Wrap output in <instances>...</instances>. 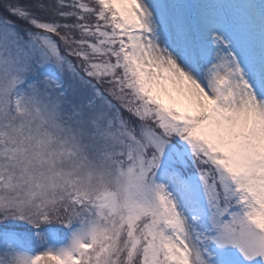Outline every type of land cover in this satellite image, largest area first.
I'll use <instances>...</instances> for the list:
<instances>
[{
  "label": "snow or ice",
  "instance_id": "6c2138e0",
  "mask_svg": "<svg viewBox=\"0 0 264 264\" xmlns=\"http://www.w3.org/2000/svg\"><path fill=\"white\" fill-rule=\"evenodd\" d=\"M0 264H264V0H0Z\"/></svg>",
  "mask_w": 264,
  "mask_h": 264
}]
</instances>
